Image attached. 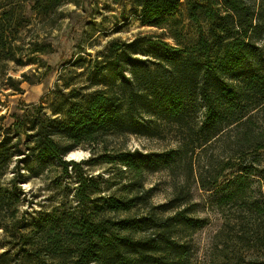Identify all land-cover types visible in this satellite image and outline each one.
Returning a JSON list of instances; mask_svg holds the SVG:
<instances>
[{
	"label": "trees",
	"instance_id": "trees-1",
	"mask_svg": "<svg viewBox=\"0 0 264 264\" xmlns=\"http://www.w3.org/2000/svg\"><path fill=\"white\" fill-rule=\"evenodd\" d=\"M1 1L0 105L2 96L20 92L24 81L10 73L11 65L22 61L18 25ZM73 1L34 0V6L42 11ZM180 3L133 0L143 24L164 29L174 44L149 35L114 39L93 64L94 90L83 95L87 86L73 90L74 99L50 114L43 105L29 103L34 113L14 112L13 131L0 124V264H191V238L205 221L175 203L181 193L155 204L144 171L161 163L172 167L227 128H251L264 110V42L258 37L264 32V13L250 0H186L198 37L184 42L182 20L176 16ZM74 65L83 67L84 61ZM25 124L29 128L21 132ZM167 126L176 144L164 160L140 150L102 154L129 174L120 194L101 195L96 181L72 161L79 178L75 206L34 219L22 209L21 175L19 170L9 175L14 159L31 152L37 163L55 158L67 170L65 156L75 147L104 145L109 135L160 136ZM262 148L261 138L256 150ZM244 173L253 172L239 168L224 184L221 199L245 193ZM255 207L250 212L264 213L263 206Z\"/></svg>",
	"mask_w": 264,
	"mask_h": 264
},
{
	"label": "rangeland",
	"instance_id": "rangeland-1",
	"mask_svg": "<svg viewBox=\"0 0 264 264\" xmlns=\"http://www.w3.org/2000/svg\"><path fill=\"white\" fill-rule=\"evenodd\" d=\"M1 2L12 12L13 22L18 25L15 38L20 45L18 58L22 61L11 65L10 73L24 79L20 92L2 96L0 115L4 114L5 119L0 124L11 131L15 120L12 114L30 110L27 113L31 115L33 107L29 103L43 105L50 114L66 99H74L73 90L87 86L82 95L94 90L96 86H90L93 64L108 51L112 40L149 35L174 44L164 29L143 24L133 0H75L42 11L35 10L34 0ZM250 2L264 13V0ZM176 16L182 20L184 42L196 39L197 25L188 16L186 0H181ZM258 37L259 42H264V32ZM80 58L83 67L74 65ZM251 123V128L248 125L227 128L218 139L172 167L161 163L159 168L144 171V182L151 189L155 204L166 203L181 193L182 199L175 203L181 202L190 215L205 221L191 238V264L264 261V213L250 212L256 204L264 207V149L256 150L258 139L264 140V110ZM27 128L29 124L20 130L24 132ZM175 136L169 126L160 136L109 135L104 145H81L69 151L65 156L67 170L55 158L39 164L30 152L22 155L20 161L14 159L9 175L19 170L25 193L22 209L34 219L76 205L79 178L72 161L79 163L83 176L96 181L94 186L101 190V195L120 194L129 174L121 172L122 165L104 161L102 154H113L120 149L140 150L164 160L169 156V148L176 144ZM244 167L253 172L244 173L247 174L242 180L245 193L221 199L224 184ZM2 234L0 231V238Z\"/></svg>",
	"mask_w": 264,
	"mask_h": 264
}]
</instances>
